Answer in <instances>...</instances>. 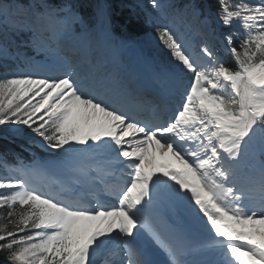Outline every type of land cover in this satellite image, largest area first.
<instances>
[{
    "label": "snow or ice",
    "instance_id": "snow-or-ice-1",
    "mask_svg": "<svg viewBox=\"0 0 264 264\" xmlns=\"http://www.w3.org/2000/svg\"><path fill=\"white\" fill-rule=\"evenodd\" d=\"M139 7L167 52L148 79L109 58L136 45L105 0L88 18L79 0H0V61L19 59L0 69V127L30 157L0 153V264H264V0ZM21 34L49 72L11 51ZM166 202L214 235L163 226Z\"/></svg>",
    "mask_w": 264,
    "mask_h": 264
},
{
    "label": "trees",
    "instance_id": "trees-1",
    "mask_svg": "<svg viewBox=\"0 0 264 264\" xmlns=\"http://www.w3.org/2000/svg\"><path fill=\"white\" fill-rule=\"evenodd\" d=\"M97 1V0H94ZM110 1V11L112 15V20L119 28L125 26L124 32L128 35H133L134 38H139L141 34L147 33L150 29L143 16V12L139 9H133L128 6L127 3L134 2L132 0H109ZM208 1L214 8L217 7V0H201V5L203 6L205 2ZM126 4V5H125ZM161 60H165V54L161 51L159 54ZM228 66L235 67L232 57L227 61ZM11 65V60L0 61V69L4 66ZM2 133H7L8 137L1 136ZM16 138L11 135L8 128L0 127V153H8L9 148L15 149L19 147V143L13 141ZM29 157V156H28ZM3 253H0V260L3 259Z\"/></svg>",
    "mask_w": 264,
    "mask_h": 264
},
{
    "label": "bare ground",
    "instance_id": "bare-ground-1",
    "mask_svg": "<svg viewBox=\"0 0 264 264\" xmlns=\"http://www.w3.org/2000/svg\"><path fill=\"white\" fill-rule=\"evenodd\" d=\"M141 53H139V55H140ZM55 59V57H54V55L52 54L51 55V57L49 58V59H38L37 60V64L38 65H40V66H43L45 69H44V71H46V73L47 72H49V70H50V68H51V61L52 60H54ZM149 67L151 68V69H154V64L151 62H149ZM36 69V68H35ZM38 70V69H37ZM37 179H40L41 180V178H39V177H36ZM36 180V179H35ZM173 227V226H172ZM174 228H176V227H174ZM201 228L203 229V230H205L204 232L203 231H201V230H199V231H196L195 233H190L191 232V229H187L186 228V230L184 231V230H181L180 228H176V229H178L179 231H181V232H184V234H185V236H186V238H187V241L188 242H190V243H195L196 241H198V240H200V239H206V238H208L209 236H207V230L204 228V226L203 225H201ZM190 234H194V235H197V239H192V238H190L189 237V235ZM211 235H214V234H211ZM193 259H201V257H199V256H194V257H192ZM158 264H162V263H158Z\"/></svg>",
    "mask_w": 264,
    "mask_h": 264
},
{
    "label": "rangeland",
    "instance_id": "rangeland-1",
    "mask_svg": "<svg viewBox=\"0 0 264 264\" xmlns=\"http://www.w3.org/2000/svg\"><path fill=\"white\" fill-rule=\"evenodd\" d=\"M81 0H79V3H80ZM105 2L108 4L107 0H105ZM135 2L137 3V5H141V4H146L147 3V0H135ZM134 7V6H133ZM177 25L180 27V29L182 31H188L189 29L187 28V21H184L182 22L181 20H177L176 21ZM152 24V31L150 32L149 36H148V41L151 42L152 46H153V49L154 51H156V49H161L162 50V47L158 44V42L155 40V35H156V32H155V28H156V25H155V22L151 23ZM195 21H191V34L192 35H195ZM144 43L146 44V40H142L140 42H138V44L142 47H145L146 46L144 45ZM166 51V50H165ZM42 59H46V58H42ZM46 154L44 155H39L41 157L45 156Z\"/></svg>",
    "mask_w": 264,
    "mask_h": 264
}]
</instances>
